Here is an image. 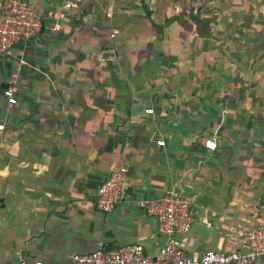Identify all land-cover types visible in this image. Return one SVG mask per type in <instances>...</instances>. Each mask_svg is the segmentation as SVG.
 <instances>
[{
  "label": "crops",
  "instance_id": "crops-1",
  "mask_svg": "<svg viewBox=\"0 0 264 264\" xmlns=\"http://www.w3.org/2000/svg\"><path fill=\"white\" fill-rule=\"evenodd\" d=\"M29 1L47 15L41 34L0 56V264L129 243L157 255L159 222L140 203L175 181L192 200L190 254L246 250L248 218H264V0H208V27L171 31L175 1ZM124 165L125 196L99 209Z\"/></svg>",
  "mask_w": 264,
  "mask_h": 264
},
{
  "label": "built area",
  "instance_id": "built-area-1",
  "mask_svg": "<svg viewBox=\"0 0 264 264\" xmlns=\"http://www.w3.org/2000/svg\"><path fill=\"white\" fill-rule=\"evenodd\" d=\"M73 2H66L65 8H73ZM59 14H57L58 16ZM47 18L45 12L38 9L29 0H0V56L11 55L17 45H25L38 37ZM59 29V27H56ZM10 105L17 103L16 88L7 86L3 91ZM153 113V108L146 109ZM0 129L4 125L0 124ZM165 145V140L157 141ZM205 145L215 150L218 146L213 138H207ZM128 166L114 169L100 185L97 206L103 211H111L123 199L126 193ZM147 214L157 217L158 232L164 243L157 255H150L142 243H129L117 248L100 247L88 253H76L68 264H263L264 261V218L257 208L248 218L250 226L245 231L246 250L222 252L206 250L201 254H190L182 244L180 235L188 233L193 225L191 211L192 200L175 181L171 188L159 197L141 201ZM16 264H27L22 252L16 253ZM35 264H44L37 260Z\"/></svg>",
  "mask_w": 264,
  "mask_h": 264
},
{
  "label": "trees",
  "instance_id": "trees-1",
  "mask_svg": "<svg viewBox=\"0 0 264 264\" xmlns=\"http://www.w3.org/2000/svg\"><path fill=\"white\" fill-rule=\"evenodd\" d=\"M177 2L178 4V10L174 11L173 8L171 7L173 13L176 16V18L173 20V22L169 23L166 25V27L173 25V23L176 22H181L183 21L184 24L188 26V28H191V26H194V30L199 28V23L196 22L199 20L200 22L202 21V24L206 27L209 26V21L207 18H205L206 12L209 10L206 7V3L208 0H173ZM202 15V19H201ZM192 20L195 22L192 23ZM45 25V24H44Z\"/></svg>",
  "mask_w": 264,
  "mask_h": 264
},
{
  "label": "rangeland",
  "instance_id": "rangeland-1",
  "mask_svg": "<svg viewBox=\"0 0 264 264\" xmlns=\"http://www.w3.org/2000/svg\"><path fill=\"white\" fill-rule=\"evenodd\" d=\"M110 1H113V0H110ZM132 1H136V0H132ZM162 1H164L165 3H166V2L168 3V2H171V1L173 2V0H162ZM175 4H176V3H175ZM169 6H170V3H169ZM165 8L167 9V7H164V6L162 5V9H163V10H162V21H163V19L165 18V17H164V14H163V12L165 11ZM168 12H169V11H168ZM168 12H167V14L170 15L171 13L169 14ZM166 16H167V15H166ZM163 17H164V18H163ZM164 30H165V31H169V30L171 31V27H169V26H168V27H165ZM119 33H120V32H119ZM114 34L117 35L118 32L116 31V32H114Z\"/></svg>",
  "mask_w": 264,
  "mask_h": 264
}]
</instances>
